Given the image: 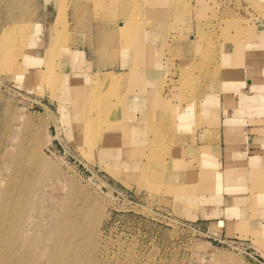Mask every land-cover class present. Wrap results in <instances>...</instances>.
Wrapping results in <instances>:
<instances>
[{
    "label": "rangeland",
    "instance_id": "rangeland-1",
    "mask_svg": "<svg viewBox=\"0 0 264 264\" xmlns=\"http://www.w3.org/2000/svg\"><path fill=\"white\" fill-rule=\"evenodd\" d=\"M187 1L193 10L178 9L181 18L169 32L170 48L162 51L159 80L147 87V94H152L159 84L169 107L156 124H147L149 140L143 148H153L154 163L146 175L128 172L124 166L115 171L108 158L106 163L99 157L91 162L87 158L88 162L85 142L72 138L70 126L64 123L60 89L26 76L27 71L14 74L0 65V166L6 169L3 178L0 172V184L6 186L8 175L22 184L30 182L35 192L32 232H39L40 225L51 226L53 216L66 207L75 212L79 224L75 246H89L88 255L96 251L99 264H264L263 208L246 205L242 187L248 182L240 177H246L245 172L218 173L225 166L213 147L221 138L227 113L237 114L230 109L227 84L233 81L234 90L246 87L247 80L264 85V8L261 0H205V7L199 0ZM56 7L46 10L44 0L32 2L26 20L32 24L26 52L31 53V45L44 29L49 35ZM187 15L190 20H185ZM221 35L247 47L240 50L234 45L236 50L228 56L234 58L238 76H223L221 86L212 89L205 73L223 66L226 41ZM66 39L68 52L83 55L82 60L75 58L79 71L94 73L99 86L104 85L97 77L100 70L116 74L110 84L114 103L129 89L140 93L130 74L135 60L106 56L104 68L89 46L73 44L69 35ZM21 49L25 51V46L20 45L12 56L28 68ZM40 55L42 51H37L34 57ZM201 102L207 106L199 108ZM118 104L112 106L117 117L123 107ZM181 113H189L190 118L182 122ZM132 114L142 118L140 111ZM114 146L134 150V144L121 141ZM142 159L146 161L145 156ZM236 186L242 189L232 190ZM77 263L74 259L72 264ZM82 263L91 264L85 258Z\"/></svg>",
    "mask_w": 264,
    "mask_h": 264
},
{
    "label": "bare ground",
    "instance_id": "bare-ground-1",
    "mask_svg": "<svg viewBox=\"0 0 264 264\" xmlns=\"http://www.w3.org/2000/svg\"><path fill=\"white\" fill-rule=\"evenodd\" d=\"M33 1L0 0V65H7L14 74H24L27 71L26 76L37 77L40 82L54 83L60 89L62 98H58V101L64 113V123L70 126L68 130L72 138H77L80 143L85 142L86 159L90 161L99 157L103 162L108 158L115 171L123 170L124 166L128 172L146 175L150 170L148 168L154 163L153 148H143L149 140L147 124H156L169 107V99L160 93L159 84L152 94H147V87L153 80H159L162 51L170 48L169 32L175 28L176 20L181 18L178 9L190 11L193 8L192 3L187 0H44L46 10L57 6V17L49 27L48 36L45 29L40 35L39 29L36 34L40 36L34 40L29 53L26 52V43L30 40V32L32 34V24H28L26 20ZM261 3L264 8V0ZM199 4L205 7L206 2L199 0ZM85 20L88 23L83 25ZM185 20H190V16L187 15ZM44 33L46 37H42ZM68 35L71 36L73 44L89 46V52L101 58L104 68L107 63L104 61L106 56L111 58V55H122L126 59L135 60L136 65L130 68V74L135 76L132 81L140 89V93L129 89V94L118 95L119 98L114 103L110 84L116 74L100 70L97 77L104 85L99 86L93 80L94 73H81L75 62V58L79 59L81 55L77 56L76 51H67ZM223 38L226 41V47L222 50L223 66L212 68L217 74L211 70L205 73L207 79L210 78L207 82L212 89L221 86L223 76H238L232 57H228L236 50L232 47L235 45L240 50L246 49L245 46L240 47L238 43L232 42V38ZM196 43L194 39L193 47H196ZM20 45L25 46V51H19L20 56L24 55L26 64H29L28 68H23L16 60L18 58L12 56ZM37 51H42L38 58L34 57ZM35 59L40 63L36 64ZM80 59H83V55ZM227 87L231 90L229 94L233 92L235 95H242L240 89L234 90L233 81ZM85 95L88 96L85 98ZM121 96H124L122 100ZM53 97L55 96L52 95V99ZM119 102L123 107L117 117L113 108H117ZM206 106L201 102L199 108ZM134 110L140 111L142 118L132 114ZM189 115L181 113L179 118L186 122ZM118 132L121 137H116ZM119 140L126 145L134 144V150L127 147L118 149L114 143L120 142ZM144 156L146 161L142 159ZM5 170L0 166L2 178ZM7 179L4 188L0 184V264H72L74 259H78L77 264H83L84 258L91 264L98 263L96 251L88 255L91 252L89 246L80 249L75 246L78 242L79 224L75 212L69 206V209L65 207L63 212L53 216L51 226L40 225L39 232H32L31 214L35 210L32 200L35 192L29 181L19 183L17 177L12 175H8Z\"/></svg>",
    "mask_w": 264,
    "mask_h": 264
},
{
    "label": "crops",
    "instance_id": "crops-1",
    "mask_svg": "<svg viewBox=\"0 0 264 264\" xmlns=\"http://www.w3.org/2000/svg\"><path fill=\"white\" fill-rule=\"evenodd\" d=\"M246 68V72L250 71ZM240 91L242 95L229 94L230 109H235L237 114L227 113L221 138L219 141L217 138L213 145L222 156L220 164L225 166L218 173L222 176L230 170L245 172L246 177H240L247 180V185L243 189L236 186L232 190H246L242 194L246 197V205H261L264 211V85L256 80H247L246 87H241Z\"/></svg>",
    "mask_w": 264,
    "mask_h": 264
}]
</instances>
